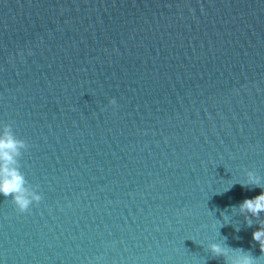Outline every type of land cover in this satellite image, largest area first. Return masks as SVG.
<instances>
[{
    "label": "water",
    "instance_id": "95a60500",
    "mask_svg": "<svg viewBox=\"0 0 264 264\" xmlns=\"http://www.w3.org/2000/svg\"><path fill=\"white\" fill-rule=\"evenodd\" d=\"M6 130L0 264H264V0H0Z\"/></svg>",
    "mask_w": 264,
    "mask_h": 264
},
{
    "label": "clouds",
    "instance_id": "9594fccd",
    "mask_svg": "<svg viewBox=\"0 0 264 264\" xmlns=\"http://www.w3.org/2000/svg\"><path fill=\"white\" fill-rule=\"evenodd\" d=\"M110 104L115 105V99L110 100ZM23 140L16 139L10 131H5L4 135L0 137V194L4 197H12L13 203L18 212L25 213L29 210L33 202L39 203L42 199L41 196H34L32 199L27 198L23 193L25 192L24 176L14 167H10L14 160V154H19V149L25 147ZM249 180L247 184L242 185L247 187L249 185L259 187L261 185L260 179L253 173H248ZM240 211L249 212L252 216L259 218L261 212H264V191L260 195L244 199L239 205ZM245 221L248 227L252 226V220L245 216ZM252 239L258 242L260 250L264 253V221L260 223L259 230L252 233ZM212 252L219 256L225 254L224 250L213 244L211 246ZM231 264H255V260L250 253H244L240 258L233 260Z\"/></svg>",
    "mask_w": 264,
    "mask_h": 264
}]
</instances>
